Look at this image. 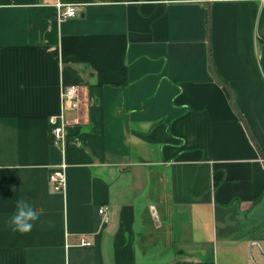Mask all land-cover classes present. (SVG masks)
Returning a JSON list of instances; mask_svg holds the SVG:
<instances>
[{
  "label": "crops",
  "instance_id": "1",
  "mask_svg": "<svg viewBox=\"0 0 264 264\" xmlns=\"http://www.w3.org/2000/svg\"><path fill=\"white\" fill-rule=\"evenodd\" d=\"M0 264H264V0H0Z\"/></svg>",
  "mask_w": 264,
  "mask_h": 264
},
{
  "label": "built area",
  "instance_id": "2",
  "mask_svg": "<svg viewBox=\"0 0 264 264\" xmlns=\"http://www.w3.org/2000/svg\"><path fill=\"white\" fill-rule=\"evenodd\" d=\"M57 6L59 7V18L65 20L71 18L78 14L80 6L77 4H63L58 2ZM79 84L73 83L70 85H63L61 88V101L63 111L60 116L50 115L48 121H50V136H52V142L54 144H60L64 138V129L67 124L73 122V120L66 117L67 110H78L80 108L81 97L79 92ZM80 120V117L75 118ZM67 164L62 162L61 165L55 166L49 173L48 179L50 180L51 186L55 191L61 192L64 189L66 178H65V169ZM108 206H102L99 209V212L103 215L106 214ZM81 244L91 245V241L85 237L81 238Z\"/></svg>",
  "mask_w": 264,
  "mask_h": 264
},
{
  "label": "clouds",
  "instance_id": "3",
  "mask_svg": "<svg viewBox=\"0 0 264 264\" xmlns=\"http://www.w3.org/2000/svg\"><path fill=\"white\" fill-rule=\"evenodd\" d=\"M41 212L26 198L16 201L15 211L8 221L13 231L25 234L30 232L35 222L39 219Z\"/></svg>",
  "mask_w": 264,
  "mask_h": 264
},
{
  "label": "water",
  "instance_id": "4",
  "mask_svg": "<svg viewBox=\"0 0 264 264\" xmlns=\"http://www.w3.org/2000/svg\"><path fill=\"white\" fill-rule=\"evenodd\" d=\"M213 70V69H212ZM213 74L215 75L216 79L220 82V84H222V86H224L225 88L228 89V91L230 92L232 99H234V93L233 90L228 88V86L221 80V78L219 77L218 74L215 73V71L213 70Z\"/></svg>",
  "mask_w": 264,
  "mask_h": 264
}]
</instances>
